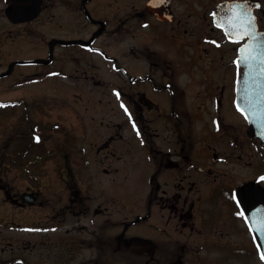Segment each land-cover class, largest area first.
<instances>
[{
  "label": "flooded vegetation",
  "instance_id": "1",
  "mask_svg": "<svg viewBox=\"0 0 264 264\" xmlns=\"http://www.w3.org/2000/svg\"><path fill=\"white\" fill-rule=\"evenodd\" d=\"M230 2L0 0V40L2 19L14 25L29 24L41 17L49 3H58L62 6L58 26L68 30L51 40V45L58 41L63 47H76V63L81 54L98 52L96 49L111 57L115 65L108 87L111 106L123 108V101L131 112V119L129 115L128 118L131 123L135 121L140 131V135L133 131L140 145V162L152 173L145 204L139 206L138 213L125 217L120 241L111 231H103L94 219H87L85 210H74L73 201H68L67 219L60 214H44L41 220H27L32 226L26 233L8 239L0 234V242L18 243L17 247L2 248L5 257L0 250V264H185L189 256L185 262L180 261L183 245L177 237L185 228H192L197 234L211 233L207 251L218 252L220 262L225 253H246L255 259L264 249V233L249 228V224L264 223V181L257 179L264 174V141L252 133L250 120L236 108V102L241 104L244 74L242 62L234 63L240 55L238 45L226 39L213 23L212 13L227 14L226 5ZM19 5L29 7L33 13L39 10L33 18L17 21L13 19L16 14L26 15ZM71 5L84 19L85 29L75 27L74 31L67 23L66 11ZM250 6L256 17V31L264 30V0H254ZM104 34L117 38L121 56H110L109 46L106 49L97 42ZM120 57L122 64L118 63ZM69 71L77 77L93 78L86 70ZM117 76L124 79L123 85L116 84ZM148 163L152 164L151 170ZM244 186L254 193L246 202L247 221L235 215L230 199V192L236 195ZM37 200L35 197L30 202L22 201L21 206H36ZM256 209L259 211L253 216ZM54 218H58L57 230L73 235L76 224L82 222L88 235L76 243L55 236L59 246L46 245L54 241L48 233L55 229L49 224ZM142 222L147 223L153 235L125 240L131 226ZM197 234L193 243L201 236L207 237ZM36 236H41V240ZM136 246L140 256L132 259L130 248ZM81 250L91 253L86 262L76 261ZM49 251L57 253L56 262L42 261ZM234 263L241 264L238 260Z\"/></svg>",
  "mask_w": 264,
  "mask_h": 264
},
{
  "label": "rangeland",
  "instance_id": "2",
  "mask_svg": "<svg viewBox=\"0 0 264 264\" xmlns=\"http://www.w3.org/2000/svg\"><path fill=\"white\" fill-rule=\"evenodd\" d=\"M48 7L29 24L14 25L1 20L0 101L8 102V106L5 109L0 106V234L8 239L26 233L32 226L31 221L41 220L44 214H60L67 219L70 212L66 210V203L73 201L74 210H85L87 219H94L103 231H111L120 241L125 217L128 213H138L139 206L145 204L152 173L140 162V145L133 135L128 113L111 106L108 94L109 80L114 75L111 57L92 52L81 54L80 62L76 63L74 56L79 54L76 47H63L58 41L52 46L50 41L68 29L58 26L62 6L49 3ZM66 21L74 31L75 27L76 30L87 27L74 5L66 11ZM97 42L109 48L110 56L122 55L120 42L114 36L104 34ZM38 59L43 61L37 63ZM120 59L118 63L122 64L123 58ZM69 70L79 73L86 70L93 78L77 77ZM114 80L117 85L124 83L119 76ZM22 125L40 126V133L48 137L47 146L39 145L40 149L35 151L39 158L32 151L27 164L17 159V144L10 143V135ZM11 153L15 155H11L13 161L8 155ZM23 163L31 173L23 170ZM147 166L151 170L152 164ZM25 191L37 192L36 206L22 208ZM54 219L49 224L55 229L48 232L54 241L46 245L57 248L55 236L67 238L64 242L76 243L88 235L82 222L76 224L72 235L57 230L58 218ZM196 234L192 228H185L177 235L183 245L180 261L185 262L189 256L185 264H236V260L241 264H264L260 252L255 259L251 254L225 253L222 263L218 252L207 251L211 233L200 232L207 237L201 236L193 243ZM145 235H153V231L142 222L132 225L124 239ZM36 237L41 240V236ZM242 238L243 235L239 241ZM197 240L202 247L197 246ZM12 241L0 242L4 257L7 255L2 248L18 246ZM90 255V251L81 250L76 261L86 262ZM56 256L51 251L42 261L56 262ZM130 256L132 259L140 256L137 246L130 248Z\"/></svg>",
  "mask_w": 264,
  "mask_h": 264
},
{
  "label": "snow or ice",
  "instance_id": "3",
  "mask_svg": "<svg viewBox=\"0 0 264 264\" xmlns=\"http://www.w3.org/2000/svg\"><path fill=\"white\" fill-rule=\"evenodd\" d=\"M254 0H231L230 3L226 5L227 14L213 12L214 17L213 23L216 24L223 32L229 41L237 44V52L240 53L234 60V63L239 65L243 61L244 65L252 69L254 67V62L257 60L261 61V66L259 71L264 74V56H261L259 52L260 44L257 41V31L254 27L256 22V17L253 15L251 4ZM205 39H208L206 37ZM213 43H219V41H213ZM96 51H100L96 49ZM115 67V65H113ZM116 91L117 96L120 95L118 90ZM245 101L248 100L247 93L244 96ZM14 103V102H10ZM0 106H5L3 102H0ZM121 106L124 108L125 112L128 113L131 119V112L128 110L127 106L121 101ZM236 108L244 114L246 118L257 123L259 125L260 131L259 135L264 138V109H257L255 105L250 103L251 111H246L244 107L241 106L239 102H236ZM133 128L135 129L137 135H140L139 128L136 126L135 121L132 120ZM217 128L219 127V121H216ZM33 138L36 141L40 140L38 134H34ZM258 180L264 181V174L257 177ZM254 193L251 192L247 186L240 187L238 194L233 195L230 192V199L232 200L236 212L235 215L249 220L246 215L248 204L246 203L249 199H252ZM259 209L253 212V216L256 215ZM249 228H255L256 231L264 233V223H258L255 225L249 224ZM258 248L261 246L258 244ZM261 259H264V249L260 251Z\"/></svg>",
  "mask_w": 264,
  "mask_h": 264
},
{
  "label": "water",
  "instance_id": "4",
  "mask_svg": "<svg viewBox=\"0 0 264 264\" xmlns=\"http://www.w3.org/2000/svg\"><path fill=\"white\" fill-rule=\"evenodd\" d=\"M20 6V5H19ZM25 5H21L22 9ZM38 6V5H37ZM19 8V7H18ZM32 8V7H31ZM30 8V9H31ZM39 8V6H38ZM29 7L23 8L22 13L26 12L24 17H19L18 14L13 18L14 20H27L31 19L38 13L37 9L34 13L31 10H28ZM257 41L260 44L259 52L261 56H264V30L257 29ZM244 66V74L240 83V90L242 94L241 105L246 109V111H251L250 103L255 105L257 109H264V74H261L259 68L261 66V61L257 60L254 62V67L249 69V67L245 66L243 61H241ZM247 93L248 100L245 101L244 96ZM250 127L253 134L260 136L258 133L260 131L259 125L250 120ZM261 137V136H260ZM262 138V137H261ZM264 140V138H262ZM23 198L27 201H33L34 194L33 193H25ZM261 239V238H260Z\"/></svg>",
  "mask_w": 264,
  "mask_h": 264
},
{
  "label": "trees",
  "instance_id": "5",
  "mask_svg": "<svg viewBox=\"0 0 264 264\" xmlns=\"http://www.w3.org/2000/svg\"><path fill=\"white\" fill-rule=\"evenodd\" d=\"M34 134H38L40 136L39 141H36L33 138ZM47 138H48L47 136H44L43 134L40 133V126L36 127L35 125H27V126L22 125L16 127L13 134L10 135V143L17 144V148L15 149V151H18L17 159L19 161H25V163H27L28 158L30 157L28 154L30 152L32 151L35 152L37 148L40 149L39 145L43 146L44 148L45 146H47ZM34 154H35V158L39 156L37 152H35ZM25 163L21 165H25Z\"/></svg>",
  "mask_w": 264,
  "mask_h": 264
}]
</instances>
